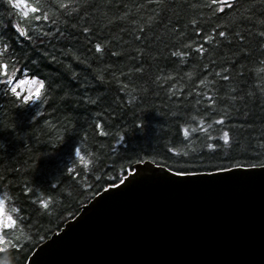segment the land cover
I'll use <instances>...</instances> for the list:
<instances>
[{
  "label": "trees",
  "instance_id": "1",
  "mask_svg": "<svg viewBox=\"0 0 264 264\" xmlns=\"http://www.w3.org/2000/svg\"><path fill=\"white\" fill-rule=\"evenodd\" d=\"M39 2L49 20L25 21L0 0L6 25L0 63L10 65V74L22 69L20 79L46 84L41 100L24 104L0 83V199L17 220L5 233L15 248L0 252V264L8 255L13 264H28L85 205L134 173L139 158L173 173L187 164L193 175L236 169L232 160L264 162V0H232L234 9L215 14L212 0ZM60 2L69 7L59 8ZM9 20L32 39L19 37ZM200 45L203 53L196 51ZM177 51L188 55L173 56ZM209 96L215 107H208ZM225 112L229 159L224 150L212 154L204 134L191 131ZM173 147L189 155L176 157L168 151Z\"/></svg>",
  "mask_w": 264,
  "mask_h": 264
},
{
  "label": "water",
  "instance_id": "2",
  "mask_svg": "<svg viewBox=\"0 0 264 264\" xmlns=\"http://www.w3.org/2000/svg\"><path fill=\"white\" fill-rule=\"evenodd\" d=\"M28 264H264V168L176 176L147 161Z\"/></svg>",
  "mask_w": 264,
  "mask_h": 264
},
{
  "label": "snow or ice",
  "instance_id": "3",
  "mask_svg": "<svg viewBox=\"0 0 264 264\" xmlns=\"http://www.w3.org/2000/svg\"><path fill=\"white\" fill-rule=\"evenodd\" d=\"M157 3L160 2V0H156ZM6 4L8 6L9 11L16 10L15 14H18L20 17H22L25 21H28L29 19H33L34 21H42V20H49L51 17L48 15L47 11H45L39 2V0H33V2H29V0H6ZM212 5H216L217 7L214 9V14L216 11L219 13H225V10H232L235 8V4L232 2V0H212ZM207 6V5H206ZM59 8L67 9L69 7L68 4H65L63 2H60L58 4ZM194 22V21H193ZM12 28L15 29V32L18 34L21 38H27L29 40L32 39L29 32L24 28L20 26V23L17 22L15 24H11L9 20V25ZM0 27H6L2 22H0ZM84 32H88L89 29L85 28L83 29ZM202 34V33H201ZM43 35H47V33H43ZM218 35L220 37H226V32L221 30L218 32ZM239 35V34H238ZM262 36H264V32L261 33ZM207 40L209 42H214V38L211 35L207 36ZM187 48H191V45H185ZM102 46L100 43L95 44V52L101 53ZM196 51L198 53L204 52V46L200 45ZM114 54V53H113ZM175 57H185L188 55V53L183 51H177L172 53ZM10 65L8 63H0V77H3L2 80H0V83L11 86L10 91L14 97L19 98L23 101L24 104H29L38 100H41L42 93L44 92L46 88L45 80L39 79V78H28V79H20L19 76L22 73L21 70H17L14 67L12 68L11 74L9 72ZM227 72V69L225 70ZM260 73H264V68L259 69ZM216 75H221L220 73H216ZM222 79L224 81H228L230 77L228 75H223ZM201 84H204L205 81L203 79L200 80ZM30 86L26 90V94L22 95L21 92L18 90L21 86ZM208 100L212 101V104H210L208 107L212 108L215 107L216 101L212 96L208 97ZM227 113H224V116H222L219 119H215L212 121V123H207V126L205 127V121L201 120L199 125L196 128L191 129L193 133L202 132L204 134V147H206L212 154H215L219 151L224 150L225 152V158L229 159L228 152L230 151L232 147V138H231V129L224 130V125L226 122ZM214 125H220L221 127L219 129L215 128ZM95 128L101 129L100 135L106 136L107 133L103 131V124H96ZM216 132V135H213L212 133ZM183 136L185 141H189L191 139L189 128L185 127L183 128ZM123 139V137L121 138ZM222 142V143H221ZM169 152L173 153L176 157H187L189 155L188 151H177L176 148L168 149ZM75 154L77 157L80 158L82 163H88L85 161L84 156L81 155V149L76 148ZM137 163H144L145 161L143 158H139L136 161ZM151 163L156 164L157 161L155 159L151 160ZM249 167H259L264 168V162H257L252 163L251 161H241V160H232V167L233 168H244L245 166ZM159 166V165H158ZM177 167L180 169L175 172L176 176H185V175H193L195 173H190L186 169L188 167L187 164H178ZM220 171H231V168L227 167H220ZM169 171H172V168L169 167ZM123 182V180L121 181ZM42 205L45 209L49 207V202L43 201ZM19 209L12 208L11 212H17ZM17 225V220L13 217V215L10 214L9 210L6 207V201L5 199H0V252H5L8 250V248H15V245L12 240H9L6 238L5 233L10 230H14ZM7 246V247H4Z\"/></svg>",
  "mask_w": 264,
  "mask_h": 264
},
{
  "label": "clouds",
  "instance_id": "4",
  "mask_svg": "<svg viewBox=\"0 0 264 264\" xmlns=\"http://www.w3.org/2000/svg\"><path fill=\"white\" fill-rule=\"evenodd\" d=\"M4 264H13V262H12V258H11L10 255H8V256H6V257L4 258Z\"/></svg>",
  "mask_w": 264,
  "mask_h": 264
},
{
  "label": "rangeland",
  "instance_id": "5",
  "mask_svg": "<svg viewBox=\"0 0 264 264\" xmlns=\"http://www.w3.org/2000/svg\"><path fill=\"white\" fill-rule=\"evenodd\" d=\"M28 87L30 86L25 85V86H21L19 89L23 91V90H27Z\"/></svg>",
  "mask_w": 264,
  "mask_h": 264
}]
</instances>
